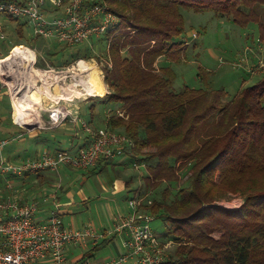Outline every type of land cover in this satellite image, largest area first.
Returning a JSON list of instances; mask_svg holds the SVG:
<instances>
[{
  "label": "trees",
  "instance_id": "1",
  "mask_svg": "<svg viewBox=\"0 0 264 264\" xmlns=\"http://www.w3.org/2000/svg\"><path fill=\"white\" fill-rule=\"evenodd\" d=\"M105 2L122 22L103 35L107 42L110 39L106 54L112 68L105 71L109 91L96 97L102 105L118 106L124 112L119 117L115 109L106 127L112 131L122 128L133 140L134 146L123 151L132 157L131 166L145 163L148 174L143 179L148 186L178 182L180 167H189L191 181L173 200H154L142 206L144 212L164 217L167 232L162 238L178 244L170 254L171 262L264 264V76L229 97L224 89L185 86L177 91L174 75L167 71L161 76L153 67L158 57L185 45L176 40L184 30L181 8L211 10L239 24L257 22L264 40V26L255 8L264 5V0ZM1 19H5L4 31L5 22L17 23L23 39L27 22ZM124 48L129 56L123 55ZM78 58L82 57L77 55L74 60ZM229 194L243 199L236 210L216 204ZM139 195L146 198L148 194ZM101 248L98 245L94 250Z\"/></svg>",
  "mask_w": 264,
  "mask_h": 264
},
{
  "label": "rangeland",
  "instance_id": "2",
  "mask_svg": "<svg viewBox=\"0 0 264 264\" xmlns=\"http://www.w3.org/2000/svg\"><path fill=\"white\" fill-rule=\"evenodd\" d=\"M105 1L102 0L101 2ZM255 8L257 11L256 15L258 16L257 19L264 26V5H255ZM180 12L184 19V30L176 40L185 41L186 46L183 45L179 51L174 49L172 53L166 52L159 59V66L155 67L153 65L154 69L161 76L163 72L167 71L174 75L173 86L177 91H180L185 86L195 89H224L229 97H233L242 88L254 85L264 76V40H261L257 22L239 24L231 18L217 16L211 10L195 12L187 8H181ZM1 22H4V19H1ZM120 22H122L121 18ZM5 23L8 24V27L4 31V37L0 36V59L9 55L12 45H25L31 50L36 51L38 54L37 67L40 70L45 68V60L55 67H67L80 59L74 60L75 56L80 55L82 59H86L97 68L100 75L99 78L103 83L101 84L104 87L103 92L99 95L102 96L104 94L103 96H105L107 94L109 87L105 82V71L109 68L111 58L109 54H106L108 53L109 41L107 42L101 33L98 36L91 37L85 43L65 44L64 46L66 47H64L63 44L56 43L51 39L36 36L31 29L30 31L27 29L22 39L16 29L17 23ZM151 44L154 45L155 43ZM122 53L125 56H129V51L126 48L123 49ZM100 71H102V75ZM2 86L3 83L0 80V103L2 104V106L0 105V141H6L5 147L2 149V155L8 162H14L15 164L22 163L25 160L28 161V159H34L35 157L37 158L41 153L49 150H69L70 152H75L77 147L80 146V140L87 138L90 133L83 124H86L87 127H91L93 130L104 128L109 116H112L115 113V109H117L115 106L102 105L97 97H89L87 99L85 96H79L69 106L71 116L64 122L52 127L47 119V111L53 108L54 101L44 96L45 104L42 109L39 108L38 110L39 118L42 114L40 120L42 119L41 122H43L42 125L45 128L37 126V123L32 127L20 126L15 123L16 119L10 100L9 88ZM39 86L41 87V84ZM33 97L36 99L34 94ZM62 104L67 107L68 102H62ZM92 105H95V107L92 108ZM23 117L27 116L23 115ZM123 131L122 128L116 129V132ZM10 141L12 143L8 146ZM142 164L137 167L130 166L131 169L128 168V173H134V183L141 185L139 186V190H137V187H134L132 189L134 191L133 193H129V197L148 194L143 200L144 204H150L149 201L153 202L154 200L170 202L174 199L177 192L191 181L190 173L188 172L189 167L184 165L178 170V182L166 183L165 181H161L148 186L143 179L144 177H142L148 174L147 167L145 163ZM63 166L68 167L66 173L72 174L68 185L70 191L75 196L72 214L62 216L64 225L81 229L85 222L96 219L98 212L101 213L117 206V203L112 202L113 195L111 190L102 186L108 175L113 174L111 170L109 174H99L96 177L94 174H89L87 169L73 168L68 165ZM63 166L58 171L50 172L55 173L52 177L37 179L34 176L36 174L29 176L30 178H34L32 184L29 180H26L27 177L18 179V176L1 173L0 201L16 200L21 204L35 203L38 207L39 204L35 202L37 197H31L40 190L42 192L46 190L49 192L51 189L50 193L53 194L66 190L64 186L67 187V184H63L62 180L57 177ZM84 177H87V179L84 180ZM49 187L50 189L48 190ZM83 195H86L85 197L90 198V200L84 202L82 200L84 198ZM28 198H31V200L26 202ZM127 200V195L122 194L118 196L117 202L123 201L124 203ZM240 201L243 203L242 197L229 194L226 198L217 201L216 204L224 208L233 209L239 205ZM150 226L157 235L160 237L165 236L167 227L164 217H154L153 221L150 222ZM169 239L162 238V242L167 243L171 241ZM177 245L172 240L171 246L168 248V254L173 253ZM105 255H107V252L102 250L99 255H96L94 258L90 257V259L96 261Z\"/></svg>",
  "mask_w": 264,
  "mask_h": 264
},
{
  "label": "built area",
  "instance_id": "3",
  "mask_svg": "<svg viewBox=\"0 0 264 264\" xmlns=\"http://www.w3.org/2000/svg\"><path fill=\"white\" fill-rule=\"evenodd\" d=\"M101 1L0 0V36L4 37L1 18L11 17L27 22L31 31L38 37L51 39L63 45L85 43L91 37L98 36L100 33L104 35L121 23L120 17L110 9L107 3ZM152 43L154 44V41ZM16 47L18 46L12 47L9 55L0 59V66L1 62L5 66L13 64L8 66L10 68L8 74L0 75L3 86L9 88L13 111L15 100L25 99L24 92L19 90L20 84L15 82L16 79L23 82L17 76V73L21 75L19 66L22 62H29L26 55L31 59V67L27 70L37 67L38 64L36 51L25 45H19L18 51L14 52ZM45 63L44 69L40 70L38 67L37 69L43 71L48 80L45 82L46 88L50 90L58 86L65 95L68 91L72 92L71 97H59L54 101L53 108L47 111L48 122L53 127L71 116L69 106L73 104L71 102L75 98L85 96L88 99L98 96L90 90L93 85L95 67L82 58L67 67H55L46 60ZM111 68L112 62L109 64V69ZM95 69L97 71V68ZM22 73L32 78L30 80L34 79L32 75H29L30 71ZM97 74L99 77L98 71ZM100 74L102 75V71ZM9 75H12V81L18 86L16 90L15 85L11 89L4 81L3 76L9 78ZM23 80L27 81L26 77H23ZM39 84L42 86V81L40 77H37L35 86L40 87ZM32 86H34L33 81L30 83V87ZM46 94L43 93L45 96ZM62 102H68L67 107ZM43 105L39 108L42 109ZM116 114L124 117V112L121 110H117ZM39 120L37 126L45 128L42 125V119ZM15 123L22 126L16 120ZM83 126L90 132L89 137L86 145L77 147L75 152L49 150L43 152L38 158L28 159L18 164L8 162L4 158L2 149L6 141H0V172L23 176L39 171L55 172L63 165L89 169L94 167L101 158L112 159L123 149L134 146L133 140L126 133L112 131L106 126L97 130L87 127L86 124ZM140 165L143 164L135 163V167ZM143 200L144 197H131L128 200L129 212L125 214L119 212L115 215L113 232L123 235L124 252L117 257L100 259V261H93L90 257L70 261L65 254L68 244H86L89 238L94 240L99 238L91 225L73 229L63 224L56 210H52L49 217L41 221L36 218L35 203L21 204L16 200L0 201V264H175L171 262L170 254H168L172 241L162 242L156 235L150 226L154 216L142 210Z\"/></svg>",
  "mask_w": 264,
  "mask_h": 264
},
{
  "label": "crops",
  "instance_id": "4",
  "mask_svg": "<svg viewBox=\"0 0 264 264\" xmlns=\"http://www.w3.org/2000/svg\"><path fill=\"white\" fill-rule=\"evenodd\" d=\"M27 29H29V31H30V27L28 24H27V26H23V32H24L23 34L26 33ZM29 31H28V33H29ZM161 57H163V55L158 57L156 59V61L154 62L153 65H155V67L159 66V63H160L159 59ZM0 105L2 106L1 103H0ZM87 140H88V136L84 140H80L79 145L82 146L83 144H86ZM11 143L12 142L10 141L8 143V146ZM50 151H52V150H50ZM117 156H120V157L116 158ZM132 160H133L132 157L130 155H128L127 152L124 153V151H123V154H118L109 161L108 160H100L94 166V168L92 167V168H89L87 170V172H89V174H91V175L94 174V175H96V177H98L99 174H101V175L104 173L109 174V171L110 170L112 171L113 174H109L107 179L105 180L104 184H102V183L101 184L103 187L105 186L106 189L111 190V193L113 195V198H112L113 201L112 202L117 203V206L109 208L107 211H103L101 213L98 212V217L96 219L88 220L87 222H85L83 224L84 226H86V224L91 225L92 227L94 226L93 228L96 231V233L98 234L99 238L97 240L89 238V239H87L86 244L85 243L84 244L83 243L68 244L66 249H65V254H66V257L68 260L75 261V260H78L84 256H89V257L94 258L96 255H99L102 250H105L107 252V255L102 256L96 260V261H100V259L103 260V259L117 257L124 252V249L122 247V243H123L122 242V239H123L122 236L123 235H118L115 232H113V226H114V218H115L116 214H118L119 212L125 214V213H128L130 210L129 206H128V200L131 198V197H129V193L132 191V189H134V187L135 188L137 187V190H139V188H140L139 186H141L140 184L138 185V184L134 183V181H135L134 173L133 172L128 173V168L131 169L130 166H131ZM16 163H18V162H16ZM111 165H113V166H111ZM67 169H68L67 166H63V168L57 174L58 175L57 177H59L62 180V183L67 184V187L64 186V188L66 190H61L60 192H58V194L57 193L53 194V193H50L51 189L49 187L48 188V190L50 189L49 192H47L46 189H45L46 191H44L46 193H44V192H42V190H40L39 192H37L38 195L35 194V195H33V197H31V198L37 197L35 202H37L39 204L37 207V210H36V218L38 220H41V221L46 220L49 217L50 212L52 210L58 211L61 221H62L63 215L72 214V212H73L72 206L75 204V196L69 189L68 183L72 178V176H71L72 174L66 173ZM50 172H52V171H50ZM50 172H44L43 171L39 174H36L38 176H35V177L37 179H43V178L54 176L55 173H50ZM139 174L143 175L141 173H139ZM28 179H29L30 183L32 184L34 178L28 177ZM86 179H87V177H84V180H86ZM54 191H56V190H54ZM116 194H117V196H115ZM122 194L127 195V198H128L127 202H124V203H123V201L117 202L118 196H121ZM83 196H84V198L82 200L84 202H88V200H90V198L88 199V197H85L86 195H83ZM31 198H28L26 202H29L31 200ZM92 198H94V197H92ZM241 204H242V202L240 201L239 205L236 208H238ZM236 208H233V209L236 210ZM113 214H114V216H113ZM96 222H97V224H96ZM69 227H71V226H69ZM73 229H75V228H73ZM157 236L160 237L159 235H157ZM160 238H162V237H160ZM98 245H102V248L99 251L94 250V248L97 247Z\"/></svg>",
  "mask_w": 264,
  "mask_h": 264
},
{
  "label": "bare ground",
  "instance_id": "5",
  "mask_svg": "<svg viewBox=\"0 0 264 264\" xmlns=\"http://www.w3.org/2000/svg\"><path fill=\"white\" fill-rule=\"evenodd\" d=\"M20 47H16L15 51H18ZM26 57L28 58L29 62L27 63H23L21 64V66H19L18 70L20 72L21 75H19V73H17V76L19 77V79H22L23 82L18 81L16 79V77H14L16 79V83L20 84L19 86V90H21L22 92H24L23 94V98L25 97L24 100H15L14 102V117L16 118L17 122H20L23 126H27V127H32L35 125V123H38L39 120V107H42L43 105V101L45 102L43 93H48L46 94V96L51 100V101H56L59 97L61 96H72V92L68 91L67 94L65 95L64 93H62L61 89L58 86H55L53 89H47L45 82H47L48 80L46 79L44 72L38 70L37 68H33L30 70L29 67H31V59L29 58L28 55H26ZM8 66H13L12 63H10ZM8 66H5L1 63L0 66V75H6L8 74V72L10 71V68H8ZM35 69V70H34ZM8 70V71H7ZM24 71H30L29 75L35 76L34 79L37 80V77H40L41 81H42V86L41 87H37L35 86V82L36 80H30L32 78H29V76L26 74L23 75L22 72ZM33 71L37 72L34 73ZM17 72V70H16ZM23 77H26L27 81L23 80ZM4 81H6L8 83V85L10 86L11 89H13L14 85H15V90L16 88H18V86H16V84L12 81V75H9V78H5V76H3ZM33 81V85L32 87H30V83ZM92 87L90 88L91 92H93L94 94H101L103 92L104 87L102 86V82L98 77L97 71L94 68L93 71V79H92ZM99 83V84H98ZM102 83V84H101ZM97 85V86H96ZM30 87V89H29ZM28 89V91H26ZM33 94L36 96L34 99ZM52 94V95H51ZM104 94H102L103 96ZM101 96V95H99ZM37 110V112H35ZM33 114V116H32ZM23 115L27 116V117H23Z\"/></svg>",
  "mask_w": 264,
  "mask_h": 264
},
{
  "label": "clouds",
  "instance_id": "6",
  "mask_svg": "<svg viewBox=\"0 0 264 264\" xmlns=\"http://www.w3.org/2000/svg\"><path fill=\"white\" fill-rule=\"evenodd\" d=\"M99 96V95H98Z\"/></svg>",
  "mask_w": 264,
  "mask_h": 264
}]
</instances>
